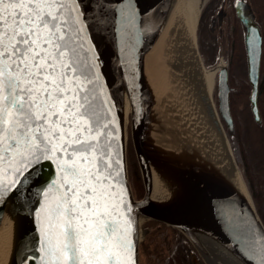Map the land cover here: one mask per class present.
<instances>
[{"label": "snow or ice", "instance_id": "6c2138e0", "mask_svg": "<svg viewBox=\"0 0 264 264\" xmlns=\"http://www.w3.org/2000/svg\"><path fill=\"white\" fill-rule=\"evenodd\" d=\"M78 3L0 0V201L38 188L43 264H134L121 159ZM45 163L53 174L42 181Z\"/></svg>", "mask_w": 264, "mask_h": 264}, {"label": "water", "instance_id": "95a60500", "mask_svg": "<svg viewBox=\"0 0 264 264\" xmlns=\"http://www.w3.org/2000/svg\"><path fill=\"white\" fill-rule=\"evenodd\" d=\"M95 1L96 6L93 0H79L77 11L81 14L86 55L94 65L95 83L104 102L102 111L110 116V122H106L110 123L115 136L114 151L121 159L123 184L117 188L123 191L130 208L126 214L132 220L134 264H142L141 244L148 233L143 223L147 221L172 227L186 237L192 247L188 254L189 264H213L212 254L205 246L213 237L244 264H264V223L246 182L250 200L238 192L203 144L188 132L186 123L175 113L169 101L161 97L162 93L152 90L153 100H148L145 50L161 33L171 0ZM234 9L244 33L247 75L252 87L251 108L255 120L260 122L257 100L263 53L262 30L248 0H237ZM196 47L200 55L197 44ZM215 69L219 71L217 102L220 122L227 135L233 136V89L229 71L219 66ZM193 86L201 96L195 78ZM202 98L206 103V98ZM150 112L157 135L155 141H151L147 132ZM128 126L144 187V195L139 199L135 197L130 181ZM41 168L42 181L53 174L47 163ZM154 173L161 178L165 188L162 203L152 198ZM37 192L38 188H33L24 194L22 209L12 228L5 264H43V252L36 250L40 215L37 212L33 217V210L38 207ZM216 264L228 263L218 260Z\"/></svg>", "mask_w": 264, "mask_h": 264}, {"label": "bare ground", "instance_id": "6f19581e", "mask_svg": "<svg viewBox=\"0 0 264 264\" xmlns=\"http://www.w3.org/2000/svg\"><path fill=\"white\" fill-rule=\"evenodd\" d=\"M96 6V1L93 0ZM201 0H171L167 20L158 38L145 50L144 75L148 100H153L152 90L162 93L186 123L188 132L195 140L203 144L213 160L228 176L238 192L250 200L245 181L238 166L237 154L225 132L217 114L212 91L217 69L209 70L202 62L196 47V27L200 15ZM219 67H223L219 65ZM193 78L201 88V96L193 88ZM206 103L203 102V96ZM153 110V108H152ZM126 113H129L127 107ZM147 132L151 141L157 135L155 124L149 113ZM154 201L162 203L165 188L158 174L153 175ZM0 201V264H5L8 254L12 228L22 209L24 195L4 193ZM205 246L212 254V262L223 260L228 264H244L220 240L213 237Z\"/></svg>", "mask_w": 264, "mask_h": 264}, {"label": "trees", "instance_id": "16d2710c", "mask_svg": "<svg viewBox=\"0 0 264 264\" xmlns=\"http://www.w3.org/2000/svg\"><path fill=\"white\" fill-rule=\"evenodd\" d=\"M251 1L256 8L258 22H260L262 25L264 33V0ZM199 24L200 53L201 55L205 56L207 64L214 65L216 63L220 47L212 42L207 41V25L205 20L201 18ZM224 44L228 56L229 82L231 87L235 88V90H233L231 93V111L236 127L235 138L239 143L241 156L244 162V177L248 183L253 200L257 206L258 213L264 222V125L262 127L257 126L252 122L251 119L248 118V116L246 117L245 115L244 119L240 122L242 124V136L239 134L238 129L239 119L237 117L236 101L239 100L240 95L248 97L251 90L247 75L244 33L238 19L235 18L232 29L228 34ZM262 69L264 70V54L262 57ZM130 173L131 182L133 183L135 193L137 197H141L143 194L142 179L133 152ZM152 223H155L160 227H166L160 223ZM145 228L150 229L148 238L153 239V250L151 253L155 256L157 261H160V264H163V244L166 241H170L171 244H173V237H171L169 233H166V236L164 237L161 235L155 236L159 227L151 229L148 227V225H146ZM191 249L192 247L190 244L187 245L185 250L178 249L170 257L168 264H189L187 252H189ZM142 252H144L143 246Z\"/></svg>", "mask_w": 264, "mask_h": 264}, {"label": "flooded vegetation", "instance_id": "af4514ba", "mask_svg": "<svg viewBox=\"0 0 264 264\" xmlns=\"http://www.w3.org/2000/svg\"><path fill=\"white\" fill-rule=\"evenodd\" d=\"M227 1L230 2V6H231L230 9L226 6ZM236 1L237 0H213L212 2H210L208 8L204 11L202 16L200 17V19L202 18L203 20H205L206 25H207L206 26L207 41L209 40L208 37L211 36L212 34H214L215 32L219 33L220 37H222L224 28L225 27L229 28V26H231V27L233 26V22H234L235 18L237 19L235 9H234V5H235ZM248 1L250 2L251 6L253 8V11L256 15V22L259 24V26L261 27V30H262V35H263L262 57H263V54H264V33H263L262 25L260 24V22H258V14L256 12V8L254 7V4L252 3L251 0H248ZM232 16L234 17V20H232ZM215 29H216V31H215ZM229 33L230 32L228 29V33L223 39H227ZM232 89L235 90V88H232ZM251 92H252V87H251V90L249 92L248 97L240 95L239 100L236 101L237 117L239 119L238 120L239 121V128L238 129H239V134L241 136L243 135L242 134L243 132L241 130L242 124L240 122H241V120L244 119L245 115H246V117L248 116V118L251 119L252 122L254 124H256L257 126L262 127L264 125V117H263L264 116L263 115V110H264V105H263L264 104V70L262 69V61H261L259 89H258V100H257L259 113L261 115V121L260 122H257L255 120V117H254L253 112H252L251 102H250ZM235 132H236V127H235V122H234V135L233 136H235ZM256 208H257V206H256ZM260 218H261V216H260ZM261 220H262V218H261ZM262 222H263V220H262ZM165 228L166 227L161 226L158 229L155 236H159V235H161L162 237L166 236L165 235ZM142 246H143L144 252H142ZM186 247L184 248V250L186 249ZM152 250H153V239L147 238L141 244V261H142V264H160V261H157L155 256L152 255V253H151ZM190 251L191 250H189V252ZM189 252H187V257H188Z\"/></svg>", "mask_w": 264, "mask_h": 264}, {"label": "rangeland", "instance_id": "374dc122", "mask_svg": "<svg viewBox=\"0 0 264 264\" xmlns=\"http://www.w3.org/2000/svg\"><path fill=\"white\" fill-rule=\"evenodd\" d=\"M212 1L213 0H201V2H200V7H201L200 16H202V14L208 8L210 2H212ZM226 6L230 9L231 8L230 2L227 1L226 2ZM200 16H199V19L197 21V27H196V42H197L198 48H199V40H200V33H199ZM232 20H234L233 16H232ZM228 29H229V32H230L232 27L231 26H229V28L225 27L224 30H223L222 37H220V34L216 33V32L208 37V39H209L208 41L209 42H212V43H214V44H216V45H218L220 47V50H219V53H218V57H217L216 63L214 65L207 64L205 56L200 54L202 62L204 63L205 67L207 69H209V70H213V69L217 68L219 65H222L223 68H225V69H228V67H229L227 51H226V48L224 46L225 45L224 42H225L226 39H223L227 35ZM215 31H216V29H215ZM218 74H219V71L217 70L216 75H215L214 87H213V91H212V97H213V101H214V105H215L217 114H218L219 119H220V115H219V112H218V102H217V80H218ZM127 133H128V166H129V173H130V166H131V162H132V152L134 153V151H133L132 143H131V140H130L129 126H128V129H127ZM228 137H229V139L231 141V144H232L234 152L237 154L238 166H239V168H240V170H241V172L243 174V177H244V173H245L244 167H243L244 162H243V159H242V156H241V150H240L239 143L236 140L235 136H229L228 135ZM131 150H132V152H131ZM134 156H135V154H134ZM136 162H137V160H136ZM244 180H245L246 185L248 187V183H247L245 177H244ZM130 181H131V175H130ZM131 184L133 186L132 182H131ZM142 187H143V182H142ZM248 189H249V187H248ZM133 190H134V188H133ZM134 194H135V197L137 199L142 198L143 195H144V187H143V194H142L141 197H137V195L135 193V190H134ZM146 225H148V227L151 228V229H153L155 227H159L160 228V226H158L155 223H152L151 221H147V222L143 223V228L144 229H146L145 228ZM146 230L148 231V233L145 235V239L144 240H146L149 237L148 234L150 233V229H146ZM166 233H169V235L171 237H173V244H171L170 241H166L163 244V256H164L163 264H168V262L170 260V257L175 253V251H177L178 249L184 250V248L188 245V240L186 239V237L184 235H182L181 233H178L177 230H175L174 228H172V227L167 228L166 227L165 228V234ZM168 240H169V238H168Z\"/></svg>", "mask_w": 264, "mask_h": 264}]
</instances>
